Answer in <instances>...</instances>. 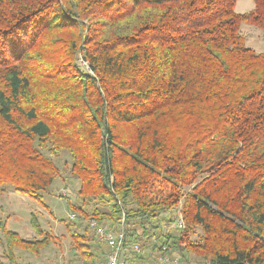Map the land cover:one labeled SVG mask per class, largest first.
Returning a JSON list of instances; mask_svg holds the SVG:
<instances>
[{
  "label": "trees",
  "instance_id": "16d2710c",
  "mask_svg": "<svg viewBox=\"0 0 264 264\" xmlns=\"http://www.w3.org/2000/svg\"><path fill=\"white\" fill-rule=\"evenodd\" d=\"M236 1L0 0V184L45 205L67 152V264H104L86 220L123 216L128 264H151L178 209L180 264H264V51L239 33L264 38V0ZM0 229L9 258L49 245Z\"/></svg>",
  "mask_w": 264,
  "mask_h": 264
},
{
  "label": "rangeland",
  "instance_id": "374dc122",
  "mask_svg": "<svg viewBox=\"0 0 264 264\" xmlns=\"http://www.w3.org/2000/svg\"><path fill=\"white\" fill-rule=\"evenodd\" d=\"M253 7V0H237L234 11L240 14L246 13ZM239 33L244 39L246 47L252 49L256 54L264 51V38L258 28L243 23L240 25ZM43 153L47 154L46 151ZM69 160V155L65 151L54 159L60 168V176L47 190L41 193L45 205L13 191L10 184H0V223L5 225L7 230L17 233L22 239L38 241L47 237L49 241V245L42 248L38 253H30L14 247L13 255L9 258V254L4 250L5 244L0 229V264H67L69 262L72 253L68 249L70 238L65 227L77 222V214L74 213L76 215L75 220L68 218V215L73 212L70 211L66 203V196H62L63 193H60L62 190H66L69 196L73 198L76 194L75 182L69 177ZM178 212L179 209L171 213V217L175 221ZM32 217L42 229L41 234H38L30 224ZM75 225L79 226L78 223ZM173 229H175L174 225L162 224L161 239L156 240L155 237H152L149 246L155 245L154 249L148 247L142 253L151 257L153 252H158V248L163 245L160 242H164L165 236ZM195 259L190 257L192 264H196V262L194 263ZM142 264H146V262L143 261Z\"/></svg>",
  "mask_w": 264,
  "mask_h": 264
},
{
  "label": "built area",
  "instance_id": "2783aa9c",
  "mask_svg": "<svg viewBox=\"0 0 264 264\" xmlns=\"http://www.w3.org/2000/svg\"><path fill=\"white\" fill-rule=\"evenodd\" d=\"M81 66L86 68V63L79 62ZM60 193L62 196H69L66 190H62ZM68 218L75 220L76 215L74 213L69 214ZM175 228L182 227L181 215L178 212L176 217ZM86 223L88 227L93 231L95 237L100 243L106 247V256L104 264H128L127 257L130 254H139V244H127L125 238L124 229V216L119 221V225L114 230L105 224H100L95 219L87 218ZM155 245L149 246L154 249ZM151 264H180V257L177 254L171 252V248L165 245L159 247L158 252H153ZM170 253V254H167ZM128 254V255H127Z\"/></svg>",
  "mask_w": 264,
  "mask_h": 264
}]
</instances>
